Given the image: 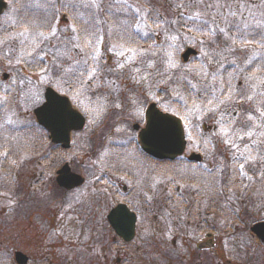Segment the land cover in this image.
Returning a JSON list of instances; mask_svg holds the SVG:
<instances>
[{"label":"rangeland","instance_id":"374dc122","mask_svg":"<svg viewBox=\"0 0 264 264\" xmlns=\"http://www.w3.org/2000/svg\"><path fill=\"white\" fill-rule=\"evenodd\" d=\"M7 1L9 5L5 15L0 17V83L2 84V89L4 88L7 91L5 94L2 90L3 94L0 95V101H4L3 104H0V264L14 263L11 254L14 250L20 248L34 257V262L37 261V264H50L51 261L47 262L44 256L47 249L48 254L53 258V264H98L99 260L97 262L94 260L100 257L101 254H95L94 252L101 245L100 243H95L91 248V242L90 244L87 242L91 238H95L96 241L98 240L96 234L97 225L93 230L95 233L91 234L92 229L89 230L83 222V210L85 207L91 208L95 206V201L100 197V194L107 192L112 186H118L120 193H122L123 187H128V191H130L133 179L132 175L129 174L130 171L139 170L141 165L145 167H161L154 160L150 159L151 161L148 162L141 156L140 152H144L141 149L140 143H137L138 141L135 137L137 132L131 129V125L136 121L142 125L145 123L144 117L141 120L135 116L138 105L146 107L147 104L157 102V100L164 97V94L161 91L157 92V90L153 89L150 83L134 82V77L139 79L140 74L134 71L133 65H142L139 67L141 69L146 66L147 61H154L155 65L150 73H156L159 67L163 69L166 67V64L162 62L165 56L164 50L156 47L165 41V32L163 27H154L157 34L155 41L144 42V40L137 39L134 43L121 39L112 42L109 39L105 40L103 36L100 50L103 55L102 66L105 71L99 73L100 86L93 87L88 95L92 100H98L99 103L107 104V111L102 122L97 126L92 122L91 115L77 106L71 95H66L71 103H75L73 104L74 107H78L86 115L87 123L83 129L76 133L71 132L74 134L72 135L70 148L64 149L60 145L52 143L48 138V133L44 134L45 130L37 124L34 110L44 102L46 87L49 84L45 83L41 85L39 83L40 69H31L23 61L17 63V60L23 54V49L20 47V38L17 34L25 32L26 30L29 33L44 31L47 34L49 30L46 27H41V25L42 22L51 20L57 28L69 29L64 35H72V24L74 21H76L75 24H79L78 19L75 17L79 15H72L71 9L69 8H71V5L77 4H80V7L83 4L88 8L90 6L86 5L90 4V0ZM103 2L111 4V6H106L103 3L106 11L111 13L108 16L111 19L110 24L115 25L117 22L116 14L120 8L118 0H103ZM184 2L185 0H154L153 6L152 4L148 5L149 2H146V0H127L128 4H132L138 8L158 11L163 18L168 20L178 17L181 11H203V9H185L180 7ZM214 2L215 0H206V3L209 4ZM26 5L36 8L35 12H39V14L44 13L42 14L43 17H37L36 20L31 16L25 17V14L19 17V13H17L18 9H22L24 12ZM234 5L236 6V3L232 6ZM236 7L234 9L239 10V7ZM90 8L96 16H99L100 12L96 8ZM253 9L255 10V8ZM211 11H214V8L209 9V12ZM93 16H91L92 20L95 19ZM53 17H55L54 20L52 19ZM125 17L126 14L123 18ZM176 31L178 32L177 43L181 47L180 52L177 54L178 62L184 68H191L193 73L199 70L200 61L204 59L200 54L201 48L199 41H206L207 44L213 42L212 51L221 47L215 43L212 36L197 34L195 32L190 33L187 28L181 25L176 26ZM105 33H107V30ZM185 36L195 37V39L185 41ZM223 42L231 43L224 39ZM83 44L82 48H84V53L92 50L84 42ZM113 46L117 48L122 47L125 50L137 49L141 55L136 58L135 62L126 63L123 68H120L118 67V63L122 62L124 58L117 56L113 51L109 50ZM42 47L44 48V52L41 55H44L45 52L51 53L57 50L63 53L60 67L57 69L60 71L70 67L73 62L81 60L84 54L79 53L78 49L72 50L71 46L65 49L56 40L50 43L46 42ZM188 47L196 49L198 54L196 56L190 54L188 56V58L191 57L190 60L185 61L183 55L184 52L186 53ZM232 47L235 49V52L232 54V59L223 64L229 71L224 76L225 81L222 83L225 84L233 75L235 76L234 80H238L236 84L237 88L234 90L229 89L227 95L223 98L226 101V104L223 106L232 107L233 109L230 110H234L232 114L225 116L226 121L228 119L234 121L229 132L237 128L242 129L240 136L233 137L235 146H230L225 143L226 137L218 134L220 132V125L216 123V120L219 119L221 112L225 111L222 110L224 107L221 106L215 115L210 112L206 113L198 121L200 126L192 133L195 141L192 140L193 138H188L190 140L189 149L187 150L188 153L192 151L203 155V163L201 166L191 162L182 165L178 163L180 166L173 170L174 168L171 169L173 166L167 164V170L171 173L170 175L164 176L160 173L158 174V171L154 173V175L160 177H173L175 179L174 184L167 183V185L163 184L164 186L159 185L158 187L161 189L163 186L162 189H165L166 193L171 191L172 198L188 200L189 204H193L192 201L195 200L193 193L189 189L195 187L198 192L203 190L204 194H197L198 192H196L195 195L198 201L200 199L204 200L200 203L197 202L199 213L203 215H199L197 219L198 233L194 236V239L191 241L187 240L185 244V246H193L191 250H198L197 252H200V255L204 258L203 264H218L220 253H223L222 255L226 258L232 256V260L240 262L241 240L245 236H240L242 233H239V228H241L244 221H249L251 224V222L264 220V179H262L264 161L260 159V154L264 153V119L260 118L262 111L259 108L263 107L259 101V91L257 89L260 77H263L264 83V69L260 72L259 68L261 65L257 64L247 71V68L252 67L249 66L248 61L249 57L254 56L255 45L240 42L238 46H233L232 44ZM152 52H155L156 55H151ZM208 52L213 55V52ZM47 59L51 62L52 56L48 55ZM204 61H206L205 64L209 72H211L210 69H214L213 72L216 71L217 65L214 60L204 59ZM231 61H235L236 67L230 65ZM108 68H112L114 71L108 72ZM222 69L223 67L219 68V72ZM5 73L10 76L5 78ZM153 77H155L154 74L149 77V81ZM190 78L193 79V82H196L193 75H190ZM161 88L167 91V86L161 85ZM59 92L65 94L62 91ZM154 92L159 94L156 96V99L153 98ZM233 92L238 94V96L231 95ZM168 95H171V93L168 92ZM247 97H251V99H247ZM117 100L120 103L119 108L112 106ZM85 104H87V101H85ZM159 104L163 105L162 103ZM174 112L175 106L170 113ZM176 114L180 117L182 116V113ZM9 120L12 123H9ZM10 126V131H7L6 128L9 129ZM187 127L190 126L187 124ZM39 128L43 130V134ZM117 128L120 131H117ZM199 135L211 138L207 150L199 147ZM129 138H132V140L130 141ZM188 139L187 141H189ZM59 147L64 152H59ZM246 148L251 149L252 157L245 164L248 167L246 168V172L251 168L256 170L260 179L259 186H248V188L230 186L237 192V195L235 194L237 200L235 199L233 202H230L229 205L222 203L223 198H227V195L225 194L221 198L220 194L216 197L215 195L214 197L211 196L215 204L212 205V208L206 207L205 199L209 197L206 194L208 186H204L197 179L185 176L177 181V178L172 174L173 172L181 176L188 175L192 177L193 166H199L200 175L211 173V170H213L215 174L209 176L210 179H214L215 181L217 179H220V181L222 179L228 180L234 153L237 151L243 152ZM5 154H7L6 158ZM123 157L125 158L124 160ZM111 158L115 160L120 159L119 166L116 167V165H113ZM60 161L63 163L68 162L73 171L79 173L85 179V182L81 186L74 189L75 191L72 190L70 192L68 190L66 192L58 187L56 177L59 175L57 170L60 167L58 164ZM109 164L113 166L106 167ZM184 178H187V182L184 181ZM61 187L67 189L63 186ZM21 192L23 193V201L19 200ZM165 192L161 191L160 195ZM158 197L152 201V209H154L153 217L160 213L158 211L160 208V198ZM17 204L21 206V215L20 210H18L16 213L17 216H13L14 214H11V211L14 210ZM218 208L223 212H219ZM57 210L60 213L51 215V213ZM207 212L210 213L212 216L210 217L214 221L208 218L210 226L206 228V224H204L206 229L199 230L201 228V222H205L206 220L204 215ZM223 214H227L229 217L227 219L228 226L224 225L225 217ZM50 215V218L53 220H49L48 222L47 219ZM152 215L147 219V222L142 218V226L148 223L149 231L146 236L143 234L144 237L142 240L145 244H142V246L146 245L149 247L152 253L150 256H153L157 260L156 264H159L160 255L158 248L160 247V240L162 238L161 234L165 233L160 232L158 221L152 218ZM181 216L185 218L182 214ZM51 224H53V227L50 226ZM226 226L229 228H226ZM246 231L248 232V230ZM208 232L212 233L210 239L212 241L214 240L213 244L211 240H207ZM247 236H249V233H247ZM172 240L173 236L171 235L169 244H171ZM203 241H208L211 244L208 246L205 243V245H202V248L197 249L196 245ZM177 244L179 245L177 249L172 250L174 253L179 250H182V252L185 251L182 239H178ZM120 245H123L122 247H124L125 252L119 256L130 259L131 255L128 254L126 249L128 245L122 243ZM36 252L39 254L36 255ZM262 254H264V251ZM136 257L133 262L131 261L128 264H145L147 262L146 260H137ZM258 259L260 260L258 262L264 264V257H262V261L260 257ZM161 262H163L162 259Z\"/></svg>","mask_w":264,"mask_h":264},{"label":"snow or ice","instance_id":"6c2138e0","mask_svg":"<svg viewBox=\"0 0 264 264\" xmlns=\"http://www.w3.org/2000/svg\"><path fill=\"white\" fill-rule=\"evenodd\" d=\"M146 2H150V0H146ZM118 3L120 4L118 11L124 12L126 17L118 19L115 25L109 26L108 35L110 38L115 35L121 40L133 43L137 39L144 40L145 42L149 40L155 41L157 34L152 30L153 27H163L165 41L156 47L164 50L165 56L162 62L166 64V67L163 70H157L154 74V82L149 81V77L153 76V73L141 74V69L135 68L134 71L140 75L139 79L134 77V82H148L157 92L164 91V97L157 100L158 103L164 105V113H159L166 114L175 106L173 115L182 113L181 118L187 121L188 126H190L188 128V136L191 138L192 133L200 126L198 121L206 113L210 112L215 115L221 106L226 104V101L221 98L226 89L217 88L216 81L218 79L222 80L219 67H222L224 62L228 60V56L235 52L232 44L255 42L264 46V12L258 14L252 7L245 4H240L239 10H235L231 4L226 5L219 2V0H215L214 3L210 4L206 3V0H185L180 7L185 9H203V11H181L178 17L168 20L163 18L158 11L138 8L132 4H128L127 0H118ZM86 6L94 7L99 12L104 11L103 0H90V4ZM259 7H264V5H260ZM213 8L215 11L209 12V9ZM226 8L227 11H225ZM246 12L247 15H245ZM109 14L111 15V13ZM52 19L54 20L55 17ZM83 23L85 27H82L80 30H77L76 27L71 28L72 35H64L69 29H59L53 25L51 20L44 21L41 25V27H46L49 30L47 34L44 31L29 33L27 30L17 34L20 38V46L23 49V54L17 60V63L23 61V63L30 67L40 69L39 83L41 85L47 83L55 87L57 91L65 92V95H71L77 106L88 112L92 117V122L98 126L103 120L108 105L99 103L98 100H92L88 93L93 87L100 86L99 73L105 71L102 66L103 55L100 50V44L103 41L102 28L100 27L102 22L97 16L94 20H84ZM177 25L187 28L190 33L195 32L212 37L221 35L225 41L231 42L226 43L224 49L219 53L220 59L215 60L218 66L217 71L209 72L207 65L204 63V59H215L212 53L206 50V41H199L201 54L204 57L200 61L199 70L193 73L191 68H184L178 62L177 54L180 52L181 47L177 43L178 34H173L176 32ZM114 27L115 31H113ZM190 39L194 40L195 37H184L185 41ZM53 40L59 41L65 49L69 46H71L72 50L78 49L79 53H84V48L81 47V41H83L92 50L84 53L81 60L73 62L70 67L60 71L57 69L60 67V61L63 59V53L57 50L51 53L45 52L44 55H41L44 52L42 46L46 42L50 43ZM109 50L113 51L117 56L124 58L122 62L118 63V67L120 68H123L126 63L135 62L136 58L141 55L137 49L125 50L122 47L117 48L113 46ZM48 55L52 56L51 62L47 59ZM151 55L154 56L156 53L152 52ZM248 62L252 67H255L257 63L256 56L249 57ZM258 62L264 65V54H260ZM154 65V61L149 60L146 62V67L149 69L153 68ZM230 65L236 67L235 61H231ZM107 71L113 72L114 69L108 68ZM190 75L194 76L196 82H193ZM232 79H235L234 75ZM161 85L167 86V91L162 89ZM228 86L231 88V81H228ZM157 92L153 93L154 99H156ZM168 92L171 95H168ZM231 95L238 94L233 92ZM247 99H251V97H247ZM85 101H87V104H85ZM3 103L4 101H0V104ZM112 106L119 108V101L117 100ZM228 115V111L221 112L219 119L216 120V123L220 125V132L218 134L226 137L225 143L235 146L233 137L240 136L242 129L237 128L229 132L234 121L232 119L226 121L225 116ZM136 116L143 119L142 107H137ZM262 116H264V113H262ZM45 118L51 126L62 129L73 118L72 107L70 104L65 106L54 100L49 104ZM8 122L12 123L11 120ZM116 130L120 131L119 128ZM171 131V126L158 118L154 120L152 129L148 128L147 119V126L143 130V132L149 133L160 140L168 139ZM245 134L247 135V133ZM184 135L185 130L182 128L183 138ZM129 139L130 141L132 140V138ZM210 140L211 138L208 136L199 135V147L207 150ZM6 157L7 154H5ZM250 159H252L251 149L248 148L243 152L237 151L233 155V165L234 167L236 165L239 166L238 170L242 180L247 175L244 169L245 164ZM260 159L264 161V153L260 154ZM13 163L15 162L13 161ZM111 166L113 165H106V167ZM205 170L207 171V169ZM157 171L158 168L156 166L145 167L141 165L139 170L129 172L133 177L130 203L135 212L139 213L143 219H147L153 214L152 201L161 194V189L158 186L166 183H175L173 177L165 178L154 175ZM167 195L171 197V191ZM229 199L231 200L232 198L230 197Z\"/></svg>","mask_w":264,"mask_h":264},{"label":"flooded vegetation","instance_id":"af4514ba","mask_svg":"<svg viewBox=\"0 0 264 264\" xmlns=\"http://www.w3.org/2000/svg\"><path fill=\"white\" fill-rule=\"evenodd\" d=\"M85 13H86L85 9L82 8L80 10V13H79V14H81V20L83 19V15H85ZM79 25H81V24H79ZM83 45L84 44L81 42V47ZM9 76L10 75L7 73L4 74L5 78H8ZM49 89L55 90L61 96H66L65 94L57 91L52 86L48 85L46 87V91H48ZM2 90L4 91L3 93H5V94L7 93V91H5L4 88L2 89V84L0 83V95L3 94ZM46 91H45V94H46ZM162 94H164V91H162ZM157 95H159V94L157 93ZM44 103H45V100L37 108L41 107ZM153 105L157 108V111L164 113L163 105H161L157 102H151V103L147 104L146 107L145 106L143 107L142 105H140V106L138 105V107H142V109H143V117L145 118V123L142 125V124H140V122L136 121L131 125V129L137 132V135L135 136L137 138V141H138L137 143H140L141 134L143 133L144 128L147 126V119H148V125H149L148 128L149 129H152L155 119L158 118L159 120L162 121V118H161L159 112L152 110L151 107ZM37 108H35V109H37ZM166 114H170L171 116L179 118L184 122L186 138L188 139L189 138V136H188V128L189 127H187V121L183 120L177 114L173 115V113H170V112H168ZM135 116H136V113H135ZM1 123H4V122H1ZM3 127H5V126H3ZM10 129H11V126L9 127V131H10ZM76 132L77 131H74V133H76ZM47 133L49 136L48 137L49 140L52 142L53 140L51 137V133L48 132V130H47ZM74 133H72V135ZM144 133H146V132H144ZM149 138L151 140H156L155 136L150 135ZM189 141H187V142H189ZM187 146L189 148V145H187ZM140 153H141V156L145 160H147L148 162H150L151 160H154L159 165H161V167L158 166V174L160 173L164 176L171 174L167 170V164L173 166L171 169L174 168L173 170H175L180 166V165H178V163H181V165H182V164H186L188 162L189 163L195 162V160L191 161L190 157H192V156L190 155V153H188V151H185L183 156L177 157L175 159L156 158V157H152L146 153H142V152H140ZM191 154H192V152H191ZM124 159L125 158L123 157V160ZM111 162L113 165H116V167H117V166H119V162H121V160L120 159L115 160V159L111 158ZM168 162H170V163H168ZM198 162L202 163L203 157ZM66 163H68V162L61 164V167H63ZM129 166H130V164H129ZM61 167L58 168L57 172L61 169ZM171 169H169V170H171ZM195 169L199 170V168H197V167ZM211 172H214V171L211 170ZM172 174L175 178H177V181L179 179L181 180V175H179L177 173H173V172H172ZM196 175H197L196 178L198 181L204 180V178H205V174L200 175V173L198 172ZM186 180H187V178H184V181H186ZM166 185H167V183H166ZM58 187L61 188L63 191H66V192L68 191L67 189H64L60 186H58ZM162 187H161V191L165 192L166 190L162 189ZM177 190H179V188H177ZM20 191H22V190L20 189ZM69 191L71 192L72 190H69ZM73 191H75V190L73 189ZM189 191H191L193 193V196L195 198V200L192 201L193 204H189L188 200H184L182 198H178V199H175L172 197L169 198L167 196L166 192L164 194L162 193V195H164V196L159 195V197H158V198H160V202H159L160 208L158 209V211H160V213L155 215V217H153V215H152V218H154L158 221V227H160V232L165 233V234H161L163 239L161 238L160 247H159L160 249L158 248L159 255H160L159 264H203L204 263L203 262L204 258H203V256L200 255V252L199 253L197 252L198 250H195V251L191 250V248L193 247L191 245L185 246L186 241L187 240L191 241L192 239H194V236L198 233L197 219H198V216L202 215V214L199 213L197 202L200 203V202L204 201L202 199H200L198 201V198L195 196L196 192H198V191H196L195 187H192L191 189H189ZM228 193L226 194L227 198H223V200H222V203L224 205L230 204V201H229L230 199H229ZM20 194H21V197L19 198V200L23 201V199H22L23 193L21 192ZM131 194H132L131 190L128 191V187L127 188L123 187L122 193H120L118 186H112V188L107 190V192L100 194V197L97 199V201H95V206H92L91 208L85 207V209L83 210V214H84L83 222L85 223L86 227H88L89 230L92 229L91 234L95 233L93 230L95 229V226L97 225V228H96L97 233L96 234L98 236L97 237L98 240L96 241L95 238H91L87 242L89 244L91 242V244H90L91 248L93 247L92 246L93 244L100 243L101 247L97 248L96 250L94 249L95 252L93 251L95 254H97V253L101 254L100 257H97V259L94 260L95 262H97L99 260L98 264H124V262H125V264H128L129 262L131 263V261L133 262L135 260V256H137L136 257L137 260L138 259L146 260L147 262L145 264H156L157 263V260L153 256L152 257L150 256L152 253L150 252L149 247L146 245L142 246V244H145L142 240V238L144 237L143 234L146 236L149 232L148 231V223H145V222H147V219H149L150 216L147 219H145V222H144L145 224H144V226H142L141 215L139 213L135 212V210L133 209V207L130 203V195ZM199 194H204L203 190L199 191ZM206 194L209 195L208 199H205L206 207L212 208V205H215L214 201L212 200V197H214V195H213L211 190H207ZM185 201H187V202H185ZM152 205H153V203H152ZM119 207H122L123 210H125L129 214L130 218L132 216L130 221L135 223V236H133V238L130 241H124L122 238H120V236L118 235V231L113 227V225L110 221L111 215L113 214V212L115 210H118ZM240 208H242V207H240ZM18 210H20V215H21V206L19 204L15 205L14 210L11 211V214H14L13 216H17L16 213ZM153 210L154 209H152V211ZM218 210H219V212H223L219 208H218ZM58 213H60L59 210L54 211L53 213H51V215L58 214ZM181 214L185 218H182ZM51 215L47 219L48 222H49V220L50 221L53 220L50 218ZM223 215L225 217L224 225L228 226L229 223L227 222V219L229 217L227 216V214H223ZM204 216L206 217V220H205V222L204 221L201 222V225H200L201 228H199V230H204L210 226V223L208 222V218L210 219L212 216L210 215L209 212H207V214ZM15 218L17 219V217H15ZM118 219L122 220L121 218L117 217L114 214L113 215V222H116V220H118ZM211 221H214V219L211 218ZM257 222H260V221L251 222V224L249 221H244L242 223L241 228H239V230H238L239 233H242L240 235L241 237L243 235L245 236L244 238L242 237V240H241V246H240V257L241 258H239L240 262H236V261L232 260V256H229V258H226L224 255H222L223 253L219 252L220 253L219 254L220 259L218 260V264H261L262 263V262H258V261H260L258 259V257H260L261 261L263 260L262 257H264V254H262V253L264 251V240L260 239L251 230L252 226ZM204 224H206V228H205ZM50 226L53 227V224H51ZM227 226H226V228H229ZM246 230H248V232ZM141 231H142V233H141ZM212 232H214V231H212ZM247 233H249V236H247ZM211 234L212 233H210V232H208V234H207V237H208L207 240H209V241L210 240L212 241V239H210ZM171 235L173 236V240L171 241V244H169V238ZM246 237H247V239H246ZM93 239H95V240H93ZM178 239L183 240L185 251L182 252V250H179V251L174 253L172 250L177 249V247L179 246L177 244ZM213 241H212V244H213ZM207 242L208 241H203L201 243H198L196 245V248L197 249L202 248V245H205V243L208 246L211 244V243H209V242L207 243ZM120 243L128 245V247H126V249L128 251V254L131 255L130 259L119 256L120 254L125 252L123 249L124 247H122L123 245H120ZM253 246H255V247H253ZM250 247H251V249H250ZM249 251H251V252H249ZM5 252L7 253V251H5ZM18 253L25 255V257H21V259H20L21 263L17 262V259H16V254H18ZM37 254H39V253L36 252V255ZM257 255H258V257H257ZM9 256H10V254H9ZM44 256H45V260L47 262L51 261L50 264H53V258H51V256L48 254V249L46 250V253ZM11 258L14 259V263H12V264H37V261L34 262L35 261L34 257L30 256L29 253L24 252L21 248L14 250L13 253L11 254ZM161 259L163 260V262H161ZM255 262H258V263H255Z\"/></svg>","mask_w":264,"mask_h":264},{"label":"water","instance_id":"95a60500","mask_svg":"<svg viewBox=\"0 0 264 264\" xmlns=\"http://www.w3.org/2000/svg\"><path fill=\"white\" fill-rule=\"evenodd\" d=\"M6 7V2L4 0H0V14L4 12ZM196 53L197 52L195 50L189 49L184 55L185 60L190 54ZM54 100L64 104L65 106L70 104L68 98H61L57 93L49 89L46 93V103L38 108L35 111V114L37 116L38 122L51 133L53 142L56 144H62L64 148H69L71 131L83 129L85 120L78 112L72 109L73 118L67 126H64L62 129H57L51 126V124L45 118V113L47 112L49 104H51ZM151 108L153 111H156L154 107ZM162 121L167 122L171 126L172 131L170 137L166 140H160L157 137L156 140H151L149 138L150 134L143 132L144 134H141L142 145L148 153L157 158L174 159L175 157L182 155L185 150V140L182 137V127L180 121L169 115H162ZM57 182L60 186H63L67 189H73L81 186L84 180L80 175L73 173L70 166L67 164L59 171ZM114 214L122 220L118 219L116 222H113ZM130 219L131 218L129 214L123 210L122 207H119L118 210H115L110 217L113 227L127 240L133 238L135 229L134 222H131ZM252 231L264 240V223L255 225L252 228ZM17 257L19 261L23 255L19 253Z\"/></svg>","mask_w":264,"mask_h":264},{"label":"trees","instance_id":"16d2710c","mask_svg":"<svg viewBox=\"0 0 264 264\" xmlns=\"http://www.w3.org/2000/svg\"><path fill=\"white\" fill-rule=\"evenodd\" d=\"M161 1V0H160ZM219 2H221V3H224V4H231V5H233V4H235L236 3V6L234 5L233 6V8L234 7H236V8H238L239 7V5L240 4H245V5H248V6H250V7H253V8H255V11H257V13L259 14L260 12H264V7H259L260 5H264V0H219ZM106 6H111V4H106L105 2H103ZM153 3H154V0H150V2L148 3V5H153ZM25 4H27V3H25ZM147 5V6H148ZM154 6V5H153ZM71 8H72V6H71ZM86 13H85V15H84V17H85V20H92L91 19V16L92 15H94L93 17H97L96 16V14L90 9V7H88L86 10ZM150 11H152V10H150ZM214 11H215V9H214ZM225 11H227V8L225 9ZM117 12H119V11H117ZM17 13H19V17L20 16H23L24 14H25V17L26 16H31V17H33V19L34 18H36V15H38V16H41L40 14H37L35 11H34V9L32 8V6H30L29 7V5H26V10H24V12L22 11V9H18V11H17ZM124 15H125V13L124 12H120L119 14L117 13L116 14V21L118 20V19H124L123 17H124ZM245 15H247V12L245 13ZM108 16H110V14L108 13V11H106V7H104V11L103 12H100L99 13V20L102 22L101 23V25H100V27L102 28V34L105 36V40H108L109 39V41H112V42H115V41H117L119 38L118 37H116L115 35H113L111 38L109 37V35H108V31H109V26L111 25L110 24V22H111V19H109V17ZM79 18V17H78ZM79 29V27H77V30ZM106 30H107V33H105L106 32ZM152 30H154V27H153V29ZM113 31H115V28H113ZM156 30H154V32H155ZM106 34V35H105ZM175 34H178V32L176 31L175 32ZM223 36H221V35H217V36H215V37H213V40H215V43H217L219 46H221V47H219V48H217L215 51H212L213 50V42L212 43H208L207 45H206V50L207 51H211V52H213V56H214V58L215 59H213L214 60V62H215V60H219L220 59V55H219V53L221 52V50L222 49H224V47H225V45H226V43L225 42H223ZM149 41H151V40H149ZM148 41V42H149ZM145 42V41H144ZM248 43H252L253 45H255L256 46V48H255V51H254V55L256 56V58H257V63H256V65L257 64H260L258 61H259V56H260V54H264V46H261V45H259V44H257V43H255V42H248ZM239 45V43H235V44H233V46H238ZM215 47V46H214ZM220 49V50H219ZM201 54V53H200ZM202 55V54H201ZM232 54L231 55H229L228 56V60H226V62H224V63H227V61H230L231 59H232ZM206 61H204V63H205ZM217 65V64H216ZM261 65V64H260ZM138 65H133V69H135L136 67H137ZM140 66H142V65H139L137 68H139ZM249 66H251L250 64H249ZM218 67V66H217ZM223 67V69L222 70H220V72H222L221 74H222V80L221 79H218L217 81H216V87H220V88H224V89H226V91L224 92V95L221 97L222 99L223 98H225V95H227V91L229 90V89H231V90H234L235 88H237V81L238 80H234V79H228L227 81H231L232 83H231V88H229V86H228V83H227V81H226V83L224 84V83H222L223 81H225L224 80V76H226L227 74H228V71H229V69L228 68H225L224 67V65L222 66ZM219 68H221V67H219ZM253 67H249V69L247 68V71H249L250 69H252ZM260 72L264 69V65H261L260 66ZM152 70V68H147L146 66L145 67H143L142 68V72H147V73H150V71ZM211 70V72H213L214 71V69L212 70V69H210ZM226 70V71H225ZM216 71H217V69H216ZM261 84H263V85H261ZM261 85V86H260ZM258 91H259V94H258V97H259V101H260V103H261V105H262V107L263 108H259V110H261L262 111V113L264 112V83H263V77H260V81H259V85H258ZM238 96V95H237ZM255 99H256V97H254ZM236 100V99H235ZM224 107V106H223ZM240 108H241V106H240ZM230 109H233L232 107H224L222 110H225V111H228L229 112V114H232L233 112H234V110H230ZM237 114V113H236ZM258 117H259V115H258ZM260 118H263L264 119V116H261ZM40 129V128H39ZM41 130V133L43 134V130L42 129H40ZM34 133H36V134H38L37 132H34ZM40 133V134H41ZM47 132L45 131V133L44 134H46ZM43 136V135H42ZM46 136V135H45ZM46 138V137H45ZM37 139V138H36ZM35 139V140H36ZM47 139V138H46ZM59 152H64V150L62 149V148H60L59 147ZM58 164H59V166L61 167V164H63V162L62 161H60V162H58ZM59 167V168H60ZM246 168H248V167H246L245 166V172L247 171L246 170ZM239 166H235L234 167V165H233V161L231 162V168H230V173H229V179L228 180H225V179H222V181H220V179H217V181H215L214 179H210L209 178V176H211L212 174H215V171L214 172H211V173H206L205 174V177L206 178H204V180H200L199 182L202 184H204V186H208L207 187V189L208 190H211L212 191V193H213V195H215V197L216 196H218V195H220V194H227L229 191V193H228V195H229V198L231 197L232 199L231 200H229V201H231V202H233L235 199L237 200V198L235 197V194L237 195V192L234 190V189H232V187H230V186H242V187H246V188H248V186H259L258 185V183H259V181H260V179H259V176H258V174H257V172H256V170H254V169H250L248 172H246V177L245 178H243V180H242V178H241V176H240V172H239ZM257 174V175H256ZM233 177H234V179H233ZM250 178V179H249ZM262 179H264V173H263V177H262ZM226 181V182H225ZM249 184V185H248ZM228 187H229V189H228ZM228 189V190H227ZM241 190V189H240ZM239 195V194H238ZM241 198V197H240ZM242 206V205H241Z\"/></svg>","mask_w":264,"mask_h":264}]
</instances>
